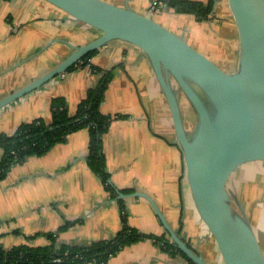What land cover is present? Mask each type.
<instances>
[{"label":"crops","instance_id":"crops-1","mask_svg":"<svg viewBox=\"0 0 264 264\" xmlns=\"http://www.w3.org/2000/svg\"><path fill=\"white\" fill-rule=\"evenodd\" d=\"M151 1L108 3L156 17L206 56L210 53L222 61L231 51L229 61L238 68L239 33L228 0H216L204 21L169 5L151 14ZM100 35L44 0H0V100ZM110 69L118 72L107 87L101 110L125 116L113 121L103 137L108 183L114 192L89 166V131L71 133L48 152L15 165L0 181V248L47 247L51 237L57 247L90 246L115 239L126 218L132 229L147 237L126 245L105 264H193L179 252L149 201L132 196L142 193L157 203L172 230L208 264H225L196 209L166 98L150 60L138 47L112 41L85 67L64 73L1 109L0 134L13 135L22 124L36 120L51 124L55 98H63L70 115H76L89 90ZM3 156L0 148V163Z\"/></svg>","mask_w":264,"mask_h":264},{"label":"water","instance_id":"water-1","mask_svg":"<svg viewBox=\"0 0 264 264\" xmlns=\"http://www.w3.org/2000/svg\"><path fill=\"white\" fill-rule=\"evenodd\" d=\"M44 1L101 35L75 47L56 68L0 100V110L56 77L85 67L91 53L112 41L138 47L150 60L170 108L196 209L224 263L264 264L262 247L247 215L232 208L235 197L228 186L236 169L264 161V0H228L240 41L238 69L232 73L152 17L129 7L103 0ZM184 98L196 114L192 130L186 125ZM132 196L149 201L175 246L193 264H208L172 230L151 197Z\"/></svg>","mask_w":264,"mask_h":264},{"label":"trees","instance_id":"trees-1","mask_svg":"<svg viewBox=\"0 0 264 264\" xmlns=\"http://www.w3.org/2000/svg\"><path fill=\"white\" fill-rule=\"evenodd\" d=\"M215 1L209 0L205 6L203 3L172 0L168 5L181 13L192 14L197 20L204 21L209 18ZM96 53L97 51L91 53L88 58ZM110 81L111 73L108 71L104 74L100 84L89 90L86 99L80 103L74 116L70 115L63 98H55L52 101L51 124L36 120L22 124L13 135L0 134V148L4 151L0 163V181L6 177L11 168L23 162L27 157L42 155L56 144L64 142L71 133L87 129L90 133L89 166L100 176L105 187L113 193L114 189L108 183L109 175L106 172L102 149L103 137L113 121L124 119L125 116L107 115L101 110ZM145 237L147 236L132 229L125 218L121 233L113 240L83 247L66 245L57 247L56 238L51 237L52 244L47 247L19 246L10 250L0 248V264H83L93 261L97 264H105L123 247ZM57 259L61 262H55Z\"/></svg>","mask_w":264,"mask_h":264},{"label":"rangeland","instance_id":"rangeland-1","mask_svg":"<svg viewBox=\"0 0 264 264\" xmlns=\"http://www.w3.org/2000/svg\"><path fill=\"white\" fill-rule=\"evenodd\" d=\"M103 1L111 2V0ZM152 18L159 21L156 17ZM200 50L202 49L199 48V52H201ZM207 57L227 73L238 69L229 61L233 59L231 51L227 50L222 61H219L216 55L210 53ZM117 72V69L116 72H110L111 80ZM183 101L185 104L186 125L189 130H192L196 123V114L185 98ZM228 186L235 197L232 203L233 210L239 214L244 213L247 215L264 253V161L248 163L236 169Z\"/></svg>","mask_w":264,"mask_h":264},{"label":"built area","instance_id":"built-area-1","mask_svg":"<svg viewBox=\"0 0 264 264\" xmlns=\"http://www.w3.org/2000/svg\"><path fill=\"white\" fill-rule=\"evenodd\" d=\"M171 1L172 0H152L151 5H150V9H149L150 13L154 14V13L161 11L162 9L167 7ZM55 262L60 263L61 260L57 259V260H55Z\"/></svg>","mask_w":264,"mask_h":264}]
</instances>
